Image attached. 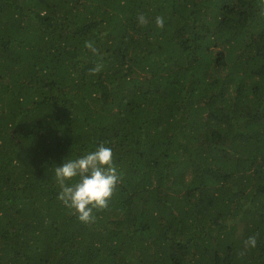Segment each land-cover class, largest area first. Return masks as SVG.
Returning a JSON list of instances; mask_svg holds the SVG:
<instances>
[{
  "label": "trees",
  "instance_id": "1",
  "mask_svg": "<svg viewBox=\"0 0 264 264\" xmlns=\"http://www.w3.org/2000/svg\"><path fill=\"white\" fill-rule=\"evenodd\" d=\"M100 144L84 223L55 168ZM0 264H264V0H0Z\"/></svg>",
  "mask_w": 264,
  "mask_h": 264
},
{
  "label": "clouds",
  "instance_id": "2",
  "mask_svg": "<svg viewBox=\"0 0 264 264\" xmlns=\"http://www.w3.org/2000/svg\"><path fill=\"white\" fill-rule=\"evenodd\" d=\"M138 22L141 25L148 23L143 13L138 14ZM156 25L163 28V17H156ZM85 47L98 54L92 41H86ZM102 57L96 66L90 69V74H98L103 70ZM79 177L75 183H68ZM55 178L60 188L58 199L77 215L84 223L95 221L94 210L102 211L109 207V202L117 186L122 181V174L115 164L114 152L110 147L100 144L95 151L86 153L75 160H67L62 166H56ZM258 233L250 235L245 241V247L255 248L258 242Z\"/></svg>",
  "mask_w": 264,
  "mask_h": 264
}]
</instances>
